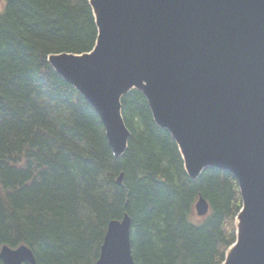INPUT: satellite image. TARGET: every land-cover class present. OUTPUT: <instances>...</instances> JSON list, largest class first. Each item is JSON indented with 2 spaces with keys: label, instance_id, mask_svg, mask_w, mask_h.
<instances>
[{
  "label": "trees",
  "instance_id": "trees-1",
  "mask_svg": "<svg viewBox=\"0 0 264 264\" xmlns=\"http://www.w3.org/2000/svg\"><path fill=\"white\" fill-rule=\"evenodd\" d=\"M0 2V247L95 264L109 222L129 214L136 264H223L243 205L236 177L208 167L191 178L139 89L122 97L131 137L115 156L100 115L49 63L95 47L90 0Z\"/></svg>",
  "mask_w": 264,
  "mask_h": 264
},
{
  "label": "water",
  "instance_id": "water-1",
  "mask_svg": "<svg viewBox=\"0 0 264 264\" xmlns=\"http://www.w3.org/2000/svg\"><path fill=\"white\" fill-rule=\"evenodd\" d=\"M90 2L95 47L52 54L49 63L100 115L115 156L131 137L121 99L136 88L191 178L208 167L230 171L243 206L224 264H264V0ZM196 210L208 213L205 198ZM0 259L37 264L27 245L2 246ZM95 264H136L129 214L109 222Z\"/></svg>",
  "mask_w": 264,
  "mask_h": 264
},
{
  "label": "rangeland",
  "instance_id": "rangeland-1",
  "mask_svg": "<svg viewBox=\"0 0 264 264\" xmlns=\"http://www.w3.org/2000/svg\"><path fill=\"white\" fill-rule=\"evenodd\" d=\"M2 6H3V5H2V2H0V8H2Z\"/></svg>",
  "mask_w": 264,
  "mask_h": 264
}]
</instances>
